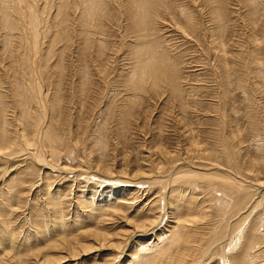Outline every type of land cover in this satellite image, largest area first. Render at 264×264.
Segmentation results:
<instances>
[{
  "label": "rangeland",
  "instance_id": "1",
  "mask_svg": "<svg viewBox=\"0 0 264 264\" xmlns=\"http://www.w3.org/2000/svg\"><path fill=\"white\" fill-rule=\"evenodd\" d=\"M24 1L19 5L16 0H0V127L14 137L13 143L0 151V264H18V260L38 264L36 260L43 256L60 257L61 252L51 251V247L75 238L90 246L87 255L74 257V261L63 259L59 264H104L121 253L119 264H131V253L160 245L159 240L173 225H167L170 221L188 218L190 213L197 216L203 207L209 211L204 218L210 220L202 222L197 217L200 221L193 228L197 230L196 240L199 235L207 239L206 228L220 220L209 207L208 186L213 178H182L175 186L178 190L169 197L173 187L170 180L182 171L234 178V164L228 163L222 152L224 142L247 178L243 196H247L248 207L243 215L254 218L255 206L264 210V200L260 201L264 195V0H147L139 6L148 19L143 27L134 21L127 0H99L97 8L102 11L93 16L95 23L87 28L81 22L83 0H32L38 11L32 1ZM31 5L42 22L38 42L30 36ZM213 6L221 11L224 24L212 11ZM180 13H187L188 20ZM5 19L12 28L7 37ZM139 46H144L145 57L149 52L152 56L149 48L154 49L155 58L165 60L173 69V77L168 74L157 80L158 72L150 77L145 71L143 76L141 62L135 59ZM31 85L36 88L38 101L23 97ZM22 111L35 124L46 113L41 133L23 132ZM45 130L59 141L45 138ZM40 152L44 155H38ZM156 181L161 182V188ZM194 181L196 186L191 184ZM192 200L195 206L191 209ZM110 209L119 213L114 215ZM234 218L228 220L230 225ZM143 221L158 224L149 230L151 234L139 233L145 244L130 247L135 239L132 227ZM253 226L254 219L246 230ZM97 229L106 233L111 243L120 242L119 248L89 252L92 245L97 247L96 240L84 233ZM260 231L264 232V227ZM231 232L230 226L223 243H231ZM252 237L248 233L242 245ZM258 244L252 249L256 262L264 256V238ZM233 248L232 253H226L231 264L240 257ZM39 252L41 257L35 258ZM215 262L222 264L216 259L210 263Z\"/></svg>",
  "mask_w": 264,
  "mask_h": 264
},
{
  "label": "bare ground",
  "instance_id": "2",
  "mask_svg": "<svg viewBox=\"0 0 264 264\" xmlns=\"http://www.w3.org/2000/svg\"><path fill=\"white\" fill-rule=\"evenodd\" d=\"M16 1H18V4L20 5V3L22 2H20V0H16ZM30 1H32V0H30ZM28 2L27 0L26 1H24L25 3L26 2H28V3H31V2ZM37 1V0H36ZM65 1V0H64ZM70 1V0H69ZM69 1H68V3H69ZM103 1V0H102ZM101 1V2H102ZM109 1V0H108ZM113 1V0H112ZM118 1V0H117ZM164 1V0H163ZM166 1V0H165ZM169 1V0H168ZM215 1V0H214ZM253 1V0H252ZM256 1V0H255ZM258 1V0H257ZM263 1V0H262ZM20 2V3H19ZM61 2V1H60ZM67 2V1H66ZM75 2V1H74ZM104 2V1H103ZM145 2H147V0H127V7H128V9H131L132 10V12H133V15L136 17V19L134 20V21H140V24L139 25H141L140 27H143V26H145V21L147 22V17H146V15L144 14V10L142 9V8H140L139 6H141V5H143ZM155 2H156V0H155ZM158 2V1H157ZM156 2V3H157ZM159 2H161V0L159 1ZM158 2V3H159ZM207 2V1H206ZM212 2V1H211ZM219 2V1H218ZM264 2V1H263ZM0 3H2V2H0ZM5 3V2H4ZM10 3H11V1H10ZM24 3V4H25ZM27 3V4H28ZM63 3V2H62ZM68 3H67V5H68ZM76 3V2H75ZM79 3V2H78ZM106 3V2H105ZM130 3V4H129ZM164 3V2H163ZM169 3V2H168ZM210 3V2H209ZM208 3V4H209ZM8 3H6V5H7ZM13 4V2L11 3V5ZM16 4V2H14V5ZM26 4V5H27ZM32 4L34 5V2L32 1ZM61 4V3H60ZM64 4V3H63ZM101 4V3H100ZM104 4V3H103ZM107 4H108V2H107ZM113 4V3H112ZM128 4H129V6H128ZM170 4V3H169ZM213 4V3H212ZM218 4V3H217ZM220 4H222V3H220ZM5 5V6H6ZM11 5H10V8L9 9H11L12 7H11ZM82 5H83V13H82V23L84 24V26L87 28V26L89 25V27H91L90 25L92 24V23H95V22H93L94 20H93V16L95 15V14H97V12L98 11H102V10H99V8H97V6L99 5V0H83V2H82ZM110 5V4H109ZM108 5V6H109ZM114 5V4H113ZM112 5V6H113ZM166 5V4H165ZM175 5V4H174ZM2 6V5H1ZM13 6V5H12ZM17 6L18 5H16V10H17ZM22 6V9H24L23 8V5H21ZM32 6V5H31ZM31 6H29L30 8H31V10L34 12V9H33V6L31 7ZM61 6H63V5H61ZM65 6H66V4H65ZM64 6V7H65ZM70 7L72 6V5H69ZM111 6V5H110ZM111 6V7H112ZM144 6V5H143ZM149 6V5H148ZM154 6H156V5H154ZM221 6V5H220ZM219 6V7H220ZM4 7V6H3ZM2 7V8H3ZM7 7H9V5L7 6ZM20 7V6H19ZM34 7H35V5H34ZM76 6H75V4H74V8H75ZM164 7V6H163ZM178 7V6H177ZM6 8V7H5ZM29 8V9H30ZM72 8V7H71ZM102 8V7H101ZM174 8V7H173ZM185 8V6L183 7V9ZM187 8V7H186ZM221 8V7H220ZM20 9H21V7H20ZM27 9H28V6H27ZM26 9V11L28 12V10ZM35 9H36V7H35ZM118 9V8H117ZM156 9V8H155ZM166 9H168V8H166ZM224 9V8H223ZM223 9H221L222 11H223ZM7 10V9H6ZM5 10V13H7V11ZM12 10V9H11ZM37 10V9H36ZM59 10H60V7H59ZM59 10H58V12H59ZM78 10V9H77ZM109 10V9H108ZM116 10V9H115ZM150 10V9H149ZM180 10H182L181 9V7H180ZM179 10V11H180ZM185 10V9H184ZM183 10V11H184ZM192 10V9H191ZM14 11V10H13ZM13 11H11V12H13ZM21 11V10H20ZM23 11H25V10H23ZM38 11V10H37ZM110 11V10H109ZM112 11V10H111ZM110 11V12H111ZM123 11V10H122ZM153 11H155V10H153ZM152 11V12H153ZM169 11V10H168ZM186 11H189V9L187 8V10ZM216 15H219L218 16V18L220 19V22L221 21H223L222 20V18L220 17L221 15H220V12H219V9H216L214 6H213V10H212ZM107 12V11H106ZM113 12V11H112ZM119 12H121L120 11V9H119ZM125 12V11H124ZM126 12H128V11H126ZM130 12V11H129ZM149 12V11H148ZM181 12V11H180ZM14 13V12H13ZM19 13V12H18ZM23 13V12H22ZM29 13V12H28ZM64 13V12H63ZM79 12L77 11V14H78ZM108 13V12H107ZM116 13V12H115ZM166 13V12H165ZM164 13V14H165ZM188 13V12H187ZM187 13L186 14H182V13H180L181 15V17H183L184 19H187L188 20V17H187ZM197 13V12H196ZM2 14V13H1ZM8 14V13H7ZM7 14H5V15H7ZM16 14V13H15ZM20 14V13H19ZM27 14V13H26ZM32 14V12L30 13V15ZM43 14V13H42ZM60 14H61V16H63L62 15V12H61V10H60ZM67 14V13H66ZM68 14H70L69 12H68ZM67 14V15H68ZM111 14V13H110ZM117 14V13H116ZM151 14V13H150ZM157 14L159 15L160 13H158L157 12ZM169 14V13H168ZM168 14H167V16H168ZM17 15V14H16ZM21 15V14H20ZM29 15V14H28ZM65 15V14H64ZM118 15V14H117ZM120 15V14H119ZM122 15V14H121ZM126 15H128V14H126ZM157 15V16H158ZM171 15V14H170ZM194 15V14H193ZM225 15V14H224ZM224 15H222L223 17H224V20H225V16ZM39 16V15H38ZM38 16H37V13L36 12H34L33 13V15H32V18H31V24H32V26L30 25V31H31V33H32V35H30V36H32L33 38L35 37V40L37 41V39H38V35L40 34L39 33V26H40V24H42V22H41V20L38 18ZM115 16V15H114ZM164 16V15H163ZM174 16V15H173ZM179 16V17H180ZM214 16V15H213ZM9 17V16H8ZM95 17V16H94ZM113 17V16H112ZM150 17V16H149ZM180 17V18H181ZM197 17V16H196ZM24 18H25V16H24ZM117 18V17H116ZM130 18V17H129ZM151 18V17H150ZM157 18V17H156ZM175 18V17H174ZM182 18V19H183ZM194 18V17H193ZM9 19V18H8ZM7 19V20H8ZM27 19H29L30 20V18H28V16H27V18H26V21H28V23H29V20H27ZM102 19V18H101ZM147 19V20H146ZM154 19V18H153ZM183 19V20H184ZM192 19V18H191ZM190 18H189V20H191ZM195 19V18H194ZM197 19H198V17H197ZM200 19V18H199ZM11 20V22L14 20H12V19H10ZM9 20V21H10ZM16 20V19H15ZM44 20V19H43ZM105 20V19H104ZM152 19H150V21H151ZM161 20V19H160ZM196 20V19H195ZM21 21V20H20ZM20 21L18 22V23H20ZM24 21H25V19H24ZM65 21V20H64ZM89 21V22H88ZM102 21V20H101ZM108 21V20H107ZM192 21H194V20H192ZM192 21H190V24L192 23ZM198 21V20H197ZM200 21V20H199ZM153 22V21H152ZM2 23V22H1ZM0 23V24H1ZM25 23V22H24ZM60 23V22H59ZM66 23V22H65ZM102 23V22H101ZM151 23V22H150ZM189 23V22H188ZM221 23H223V22H221ZM224 23H225V21H224ZM223 23V24H224ZM4 24H5V26L3 27V29H4V31H5V36L7 37V34H9L11 31H10V29L12 30V28L11 27H8L7 26V21H6V19L4 20ZM8 24H9V22H8ZM105 24V23H104ZM106 24H107V22H106ZM137 24V23H136ZM153 24V23H152ZM2 25V24H1ZM12 25V24H11ZM138 25V24H137ZM149 25V24H148ZM154 25H155V23H154ZM153 25V26H154ZM157 25V24H156ZM196 25H197V23H196ZM199 25V24H198ZM19 26V25H18ZM27 27L29 26V25H26ZM60 26V25H59ZM96 26H97V24H96ZM105 26V25H104ZM84 27V28H85ZM101 27V26H100ZM148 27V26H147ZM192 27V26H191ZM18 28V27H17ZM21 28V27H20ZM29 28V27H28ZM94 28V27H93ZM97 28V27H96ZM106 28V27H105ZM104 28V29H105ZM137 28V27H136ZM149 28V27H148ZM153 28V27H152ZM188 28V27H187ZM195 28V27H194ZM194 28H192V29H194ZM1 29V28H0ZM2 29V30H3ZM22 29V28H21ZM100 29V28H99ZM103 29V28H102ZM151 29V28H150ZM156 29V28H155ZM16 30V29H15ZM93 30V29H92ZM97 30H98V28H97ZM93 31H95V30H93ZM131 31V30H130ZM192 31V30H191ZM199 31V30H198ZM22 32V31H21ZM99 33H100V31H98ZM133 32V31H132ZM146 32H148V30L146 31ZM145 32V33H146ZM197 32V31H196ZM14 33H16V32H14ZM24 33V32H23ZM27 34H28V32H26ZM86 33V31H84V33L82 32V34L84 35V39H87V37H88V35H86L85 34ZM156 33V32H155ZM17 34V33H16ZM25 34V33H24ZM93 34V33H92ZM94 34H96V32L94 33ZM100 34H102V33H100ZM135 34V33H134ZM142 34H143V32H142ZM151 34V32L149 33V36H151L150 35ZM10 35V34H9ZM13 35V34H12ZM147 35H148V33H147ZM153 35V34H152ZM24 36V35H23ZM26 36V35H25ZM92 36V35H91ZM94 36V35H93ZM21 37V36H20ZM19 37V38H20ZM29 37V36H28ZM40 37V36H39ZM138 37V36H137ZM152 37V36H151ZM9 38V37H8ZM22 38V37H21ZM33 38H32V40H33ZM148 38V37H147ZM22 39H24V38H22ZM90 39H91V37H90ZM155 39V38H154ZM89 40V39H88ZM142 40V39H141ZM149 40H150V38H149ZM7 41V40H6ZM145 41V40H144ZM144 41H141V42H144ZM23 42V41H22ZM38 42V41H37ZM148 42V41H147ZM11 43V42H10ZM36 43V42H35ZM88 43H91V42H88ZM92 43H93V41H92ZM145 43H146V41H145ZM26 44V43H25ZM99 44V43H98ZM140 44H142V43H140ZM11 45V44H10ZM9 45V46H10ZM37 45V44H36ZM144 45V44H143ZM88 46V45H87ZM27 47V46H26ZM36 47H38V46H36ZM98 47V46H97ZM11 48V47H10ZM32 48V50L33 49H35V47L33 48V47H31ZM102 48V47H101ZM156 48H157V44H156ZM28 49H29V47H28ZM27 49V50H28ZM139 49L140 50H138L137 51V53H138V55H135V59H136V61H140L141 62V66H139V68L141 69V74L143 73V76H144V74L146 75V73H147V75L146 76H149L150 75V77H151V75H153V74H156V72H158V79L157 80H159V76H161V77H168V74H170L169 75V77L170 76H172L171 75V73L173 72V69L171 68H168L167 67V62L165 61V60H163V59H160V58H155V57H157V55H156V53L154 52L155 50L154 49H150L149 48V50L151 51V53H152V56H150V52H149V55L148 56H143V54H146V50H145V48H144V46L142 47V46H139ZM4 50H6V49H4ZM148 50V49H147ZM154 50V51H153ZM8 52V51H7ZM34 52H35V50H34ZM28 53V52H27ZM33 53V52H32ZM37 53V52H36ZM36 53H35V55H36ZM161 53H163V52H161ZM31 54V53H30ZM26 55V54H25ZM23 57V56H22ZM26 58V57H25ZM25 58H24V60H25ZM22 59V58H21ZM30 59V58H29ZM36 59V58H35ZM15 60V59H14ZM32 60H34V58L32 59ZM29 61V60H28ZM27 61V62H28ZM34 63V62H33ZM149 63V64H148ZM137 65V64H136ZM170 66V65H169ZM137 67V66H136ZM172 67H174V66H172ZM139 68H137V69H139ZM133 71V70H132ZM134 71H136L135 69H134ZM139 71V70H138ZM144 71L146 72V73H144ZM135 73H137V72H135ZM140 73H139V76L141 75ZM174 74V73H173ZM136 76H137V74H135ZM133 76H134V72H133ZM174 76H175V74H174ZM160 77V78H161ZM173 77V76H172ZM177 77V76H176ZM175 77V78H176ZM141 78V77H140ZM155 78H156V76H155ZM139 79V78H138ZM143 79V77L141 78V80ZM154 78H152V80H153ZM163 79V78H162ZM165 79H167V78H165ZM148 80V79H147ZM151 80V79H150ZM156 80V81H157ZM177 80V79H176ZM136 81V80H135ZM166 81V80H165ZM172 81H174L175 82V80H172ZM178 81V80H177ZM142 82H144V81H142ZM148 82V81H147ZM152 82V81H151ZM150 82V83H151ZM154 82V81H153ZM158 82V81H157ZM162 82V81H161ZM160 82V83H161ZM167 83H166V85L168 84V80L166 81ZM136 83V82H135ZM155 83V82H154ZM153 83V84H154ZM175 83H177V82H175ZM162 84H164V83H162ZM170 84V83H169ZM137 85H138V83H137ZM141 85H142V83H141ZM147 85V84H146ZM148 85H149V83H148ZM179 85V84H178ZM144 86V85H143ZM151 86H152V84H151ZM175 86V85H174ZM139 87V86H138ZM145 87V86H144ZM153 87H157V83H155L154 84V86ZM162 87V86H161ZM170 87V86H169ZM176 87H177V85H176ZM136 88H137V86H136ZM140 88V87H139ZM172 88V87H171ZM171 88H170V91H171V93H172V90H171ZM179 88V87H178ZM36 88L34 87V85H31L30 87H28V89H27V91L28 92H24V93H26V94H28L27 96H23V97H26L28 100L29 99H33V101L35 100V101H38L39 100V95H38V93L36 92V90H35ZM141 89V88H140ZM154 89V88H153ZM158 89V88H157ZM160 89V88H159ZM169 89V88H168ZM180 89V88H179ZM138 90V89H137ZM142 91V90H141ZM141 91H139V92H141ZM176 91H178V90H176ZM181 91V90H180ZM174 92H175V89H174ZM25 94V95H26ZM179 94V93H178ZM140 96V95H139ZM177 96V95H176ZM179 96V95H178ZM22 97V96H21ZM137 97H138V95H137ZM31 99V100H32ZM0 100H1V98H0ZM1 103V102H0ZM44 111H46V110H44ZM45 114L46 113H43L42 114V118H41V120H40V123L39 124H35V123H33L31 120H30V117L26 114V112L25 111H22V115H21V120L20 121H22L23 122V125H25L24 127H22L23 128V132L26 134V135H33V134H35V132H37V133H41V130L43 131V121H44V116H45ZM45 119H46V116H45ZM123 124V123H122ZM0 129H1V127H0ZM46 129V128H45ZM50 129V128H49ZM46 131V130H45ZM48 131V130H47ZM46 131V133H45V138H49V139H57L55 136H54V138H53V135H51L52 133L51 132H53L52 131V129H51V134H49L48 132ZM55 132H53V134H54ZM11 135V134H10ZM9 135V132L7 131V130H5L4 128H2L1 129V131H0V146H1V148H0V151L2 150V149H6V148H8L9 146H10V144L11 143H13V138L11 137ZM37 134H35V136H36ZM55 135H56V133H55ZM17 137V136H16ZM15 137V138H16ZM43 138V137H42ZM15 140V139H14ZM40 140V139H39ZM39 140L37 141V143L39 142ZM58 140V139H57ZM52 141V140H51ZM59 141V140H58ZM57 141V142H58ZM16 142H17V140H16ZM55 142V141H54ZM53 142V143H54ZM103 142V141H102ZM40 143H42L43 144V142H41L40 141ZM45 143V142H44ZM47 143V142H46ZM56 143V142H55ZM55 143H54V145H55ZM100 143V142H99ZM31 144V143H30ZM51 144V143H50ZM61 144V143H60ZM221 144V143H220ZM14 145V144H13ZM16 145V144H15ZM28 145H29V143H28ZM27 145V146H28ZM32 145V144H31ZM35 145H37V144H35ZM49 145V144H48ZM53 145V144H52ZM54 145H53V148H54ZM59 145V144H58ZM222 145V144H221ZM16 146H18V145H16ZM50 146V145H49ZM12 147V146H11ZM38 147H40V145H39V143H38ZM43 147V146H42ZM44 148V147H43ZM50 148V147H49ZM52 148V147H51ZM98 148V147H97ZM222 148H223V155H224V157L228 160L227 162L228 163H233L234 165H233V168L232 169H234L235 170V177L233 178L232 177V179L230 178H228V177H226L227 176V174H226V176H220L219 174H213V175H211V174H195V173H193V172H191V173H189L188 171L187 172H183L182 171V173L180 172L179 174L177 173L175 176H173L172 178H171V180H170V182L172 183V185H173V187L171 188L172 189V191H171V195H169V197L170 196H172V195H174L173 193L176 191V190H178V187L176 188V190H175V186H176V184L182 179V178H190V179H195L196 178V181H197V179H200L199 177H202V175L206 178V176L208 177L207 179H205V178H203L202 177V179L203 180H208L209 179V181H210V177L211 178H213V180H211L210 182H209V186H208V184H207V186H208V188H209V195L208 196H210V200H209V204H210V210L213 208V209H215L214 211H216L217 212V215L220 217V220H219V218H217L218 219V222H216L215 220H214V224L210 227V226H208V225H206L205 227H210V228H206V230H208L209 231V237L207 238V239H205V237H202L201 238V235H199L200 236V239H198V240H196V231L194 230V228L193 227H196V225L198 226V222L200 221V220H198V218H201V220H202V222H203V220L205 219L204 217H206V214H207V209H205L204 207L202 208V210H200V213L197 215V216H194V215H196L197 213H190V214H188L189 215V217L188 218H181V219H175V220H173V221H170L169 222V224H167L168 226L170 225V224H173V225H170L169 226V228H170V230H169V233H168V231L166 232L165 230V232L166 233H168V235L166 236V237H164L163 239H160L159 240V244L160 245H158V246H156V247H154V248H152L151 246H149V247H151V249L149 248L147 251H145L144 252V250L143 251H141V252H137V253H131L130 254V257L132 258V262H131V264H217V262H215V263H210L211 261H214L215 259L218 261V262H222V264H231L230 263V259L231 258H228L227 256H226V253H229V252H233V247H235L237 250H238V253H239V255H240V257H238V255L236 256V257H238L237 258V260H236V263L235 264H264V260H263V257H260V262H256L257 260H256V258H255V256H254V253L252 252V249L253 248H256L257 246H259V244L258 243H260V241L262 240V238H264V232L263 231H260L259 232V229H261V228H263L264 227V210H261V209H259V206H255L254 207V212H256L257 214L255 215V217L253 218V216L252 217H250V215H248V216H245V215H243V214H245V210L247 209V204H246V202H245V200H246V197L247 196H243V192L245 191V187L246 186H244V185H246V179L247 178H245V176H243L242 175V173H241V171H240V167H239V165L237 164V160L236 159H233V157H234V153H233V151L229 148V145L226 143V142H224L223 143V145H222ZM39 149V148H38ZM41 149V148H40ZM59 150H60V148H58ZM56 150V149H55ZM72 150V149H71ZM8 151H9V149H8ZM57 151V150H56ZM55 151V152H56ZM9 152H11V150L9 151ZM53 152V151H52ZM54 152V153H55ZM38 153V152H37ZM38 155H41V156H43L44 154H42V152H40V154H38ZM54 156V155H53ZM70 156V155H69ZM40 157V156H39ZM44 158V157H43ZM39 160V159H38ZM40 160H41V158H40ZM43 161V160H42ZM206 169V168H205ZM98 171V170H97ZM199 173V172H198ZM29 173H27V175H28ZM108 174V173H107ZM27 175L25 176V178L27 177ZM106 175V174H105ZM111 175V174H110ZM201 175V176H200ZM46 177V176H45ZM244 177V178H243ZM88 178V177H87ZM101 178V177H100ZM109 178V177H108ZM215 178V179H214ZM89 179H91V178H89ZM138 179V178H137ZM170 179V178H169ZM238 179V180H237ZM106 180V179H105ZM112 180V179H111ZM168 180V179H167ZM187 180H189V179H187ZM201 180V179H200ZM221 180H223V181H221ZM108 181V180H107ZM158 181V180H157ZM156 181V183L158 184L157 185V187H159L160 185H161V182H159L160 183V185H159V183ZM169 181V180H168ZM186 181V180H185ZM218 181V182H217ZM92 182V181H91ZM104 182V181H103ZM111 182V181H110ZM113 182H116L115 180L113 181ZM119 182H120V180H119ZM125 182V181H124ZM147 182V181H146ZM162 182H164V184L167 182L166 180H164V181H162ZM195 182V181H194ZM191 182V184H193V185H197V183L195 182ZM128 183V182H127ZM134 183V182H133ZM140 183V182H139ZM138 183V184H139ZM149 183V182H148ZM154 184H155V182H153ZM183 183H186V182H183ZM190 183V182H189ZM15 184H17V183H15ZM19 184V183H18ZM22 184V183H21ZM20 184V185H21ZM111 184V183H110ZM116 184V183H115ZM121 184V183H120ZM126 184V183H125ZM130 184V183H129ZM129 184H127V185H129ZM137 184V183H136ZM142 185H143V183H141ZM141 184H140V186H141ZM144 184H147V183H144ZM182 184V183H181ZM188 184V183H187ZM131 185V184H130ZM134 185V184H133ZM148 185H150V184H148ZM147 185V186H148ZM151 185H152V183H151ZM168 185V184H167ZM189 185V184H188ZM192 185V186H193ZM261 185V184H260ZM33 187H34V185H32ZM132 186V185H131ZM140 186H138V188L140 187ZM144 186V185H143ZM146 186V188H148ZM154 186L155 185H153V188H154ZM121 187V186H120ZM130 187V186H129ZM133 187V186H132ZM142 187V186H141ZM180 187V186H179ZM189 187V186H188ZM260 187V186H259ZM106 188V187H105ZM108 188V187H107ZM118 188V187H117ZM151 188V187H150ZM152 188V189H153ZM160 188H161V186H160ZM191 188V187H190ZM193 188V187H192ZM264 188V187H263ZM109 189H111L110 191H112V188H109ZM114 189V188H113ZM140 189V188H139ZM152 189H149V190H152ZM155 189V188H154ZM162 189H163V187H162ZM165 189V188H164ZM163 189V190H164ZM170 189V188H169ZM52 190V189H51ZM141 190V189H140ZM103 191V190H102ZM113 191H115V190H113ZM127 191V190H126ZM153 191V190H152ZM162 191V190H161ZM51 192V191H50ZM206 192V191H205ZM105 193V191L103 192V194ZM128 193V192H127ZM139 193H140V191H139ZM176 193H178V191L176 192ZM175 193V194H176ZM109 194V193H108ZM126 194V193H125ZM130 194V193H129ZM133 194H134V192H133ZM133 194L131 195V197L133 196ZM163 194H165V193H163ZM167 194V193H166ZM168 194H170V192L168 193ZM178 194H180V193H178ZM98 196V195H97ZM124 196V195H123ZM161 196V195H160ZM163 196V195H162ZM161 196V197H162ZM176 196V195H175ZM182 196H185V195H182ZM111 197V196H110ZM127 197V196H126ZM123 198V197H122ZM139 198V197H138ZM181 197H178L177 199L178 200H180V202H181V199H180ZM185 198V197H184ZM193 198H194V196H193ZM129 199H130V196H129ZM162 199V198H161ZM176 199V198H175ZM91 200V199H90ZM125 200V199H124ZM123 200V201H124ZM137 200V199H136ZM160 200V199H159ZM178 200H175V201H178ZM264 200V195L261 197V200L260 201H263ZM92 201V200H91ZM133 201H135L134 199H133ZM158 201V200H157ZM163 201V200H162ZM62 202V201H61ZM64 202V201H63ZM95 202V201H94ZM120 202V201H119ZM167 202V201H166ZM186 202V201H185ZM190 202V205H189V207H191V209H192V205H194V200H192V201H189ZM207 202V201H206ZM59 203V202H58ZM117 203V202H116ZM179 203V202H178ZM57 204V203H56ZM64 204V203H63ZM94 204V203H93ZM123 204V203H122ZM181 204V203H180ZM209 204H207V205H209ZM119 206H120V204H118ZM169 205V204H168ZM167 205V206H168ZM188 205V204H187ZM206 205V204H205ZM205 205H202V206H205ZM113 206V205H112ZM115 206H117V204L115 205ZM123 206H124V204H123ZM122 206V207H123ZM166 206V205H165ZM164 206V207H165ZM195 206V205H194ZM196 206H197V204H196ZM186 207V205L184 206V208ZM189 207H187L188 209H189ZM207 207V206H206ZM57 208V207H56ZM60 208H61V206H60ZM113 208V207H112ZM117 208H118V206H117ZM152 208V207H151ZM163 208V207H162ZM167 208V207H166ZM199 208V207H198ZM116 209V208H115ZM121 209H123V208H121ZM130 209V208H129ZM128 209V210H129ZM171 209V208H170ZM181 209H183V208H181ZM193 209H194V207H193ZM212 209V210H213ZM152 210H153V208H152ZM151 210V211H152ZM161 211V214L163 215V214H165L163 211H162V209H160ZM199 210V209H198ZM211 210V211H212ZM102 211H104V210H102ZM105 211H107V210H105ZM104 211V214L105 213H107V212H105ZM108 211H112L113 213H114V215H117L119 212H114L113 210H108ZM180 211V210H179ZM243 211V212H242ZM111 212V213H112ZM159 212V213H160ZM163 212V213H162ZM186 212V211H185ZM193 212H194V210H193ZM209 212V211H208ZM180 213H181V211H180ZM183 213V212H182ZM216 214V213H215ZM107 215V214H106ZM109 215V214H108ZM113 215V216H114ZM155 215V214H154ZM160 215V214H159ZM181 215V214H180ZM110 216H112V215H110ZM210 216V215H209ZM238 216V217H237ZM55 217V216H54ZM163 217H164V215H163ZM181 217V216H180ZM184 217V216H183ZM198 217V218H197ZM234 217H236V221H234V223L233 224H231L230 225V223L228 222V220H232V218L235 220V218ZM56 218V217H55ZM160 218H161V216H160ZM159 218V219H160ZM211 218V217H210ZM150 219V218H149ZM148 219V220H149ZM158 219V220H159ZM166 219V218H165ZM174 219V218H173ZM252 219H254V221L256 222V227L255 226H253L252 228H248L247 230H246V225H248V223H249V221H251ZM156 220H157V218H156ZM208 220H210L209 218L206 220H204V221H208ZM213 221V220H212ZM232 222V221H231ZM161 223V222H160ZM159 223V224H160ZM165 223H168V222H165ZM135 224V223H134ZM157 222H154V221H143V222H141V223H137L136 224V226H134V227H132L133 229H132V233H134L133 235H134V237L133 238H135V239H133L132 237V242H131V246L130 247H132L133 246V244L134 245H141V244H143L144 242H143V240L141 239V238H138V237H140V236H138L139 235V233H147V231H149L151 228H155L156 226H157ZM200 224H203V223H200ZM207 224V223H206ZM132 225V224H131ZM159 226V225H158ZM201 227H203L204 225H200ZM199 226V227H200ZM231 226V229H232V232H231V243H223L224 242V238L226 237V233H227V230H228V228ZM165 227H166V225H165ZM205 227H203L204 229H205ZM98 228V227H97ZM258 230H257V229ZM202 228H200V231H203V230H201ZM156 230V229H155ZM151 231V230H150ZM150 231H149V233H150ZM153 231H154V229H153ZM152 232V231H151ZM148 233V234H149ZM204 233V232H203ZM248 233H252L253 234V237L250 239V242L247 244L246 243V245H242V242H245V236L246 235H248ZM84 234H87L88 236H89V238H93V239H95L96 241H95V243L97 244V247L95 248L93 245H92V249L89 251V252H92L94 249H98V248H100L99 250H104V249H110V248H112L113 249V247H115V246H117L118 248H119V244H121L120 242H119V244H117V243H111L112 241H108V239L106 238V233H104L103 231H98V229H97V231H93V230H91V231H88V232H86V233H84ZM83 234V235H84ZM151 234V233H150ZM152 234H154V233H152ZM163 234V233H162ZM257 234V235H256ZM158 235V234H157ZM203 235H206L205 233L203 234ZM85 236V235H84ZM83 236V237H84ZM163 236V235H162ZM83 237L81 238V239H83ZM67 238V237H66ZM153 238V237H152ZM157 238H158V236H157ZM160 238V237H159ZM254 238V239H253ZM68 239V238H67ZM155 239H156V237H155ZM226 239V238H225ZM118 240V239H117ZM116 240V241H117ZM13 241V240H12ZM121 241V240H120ZM93 242H94V240H93ZM51 243H53V242H51ZM152 243V242H151ZM155 243V242H154ZM54 244V243H53ZM145 244V243H144ZM255 244V246L253 247V245ZM50 245H52V244H50ZM148 246H147V248H148ZM49 247V246H48ZM141 247V246H140ZM146 247V246H145ZM88 248H90V246H88L87 244H85L82 240H76V238L74 239V241L73 242H69L68 240H63L60 244H57V245H54L53 247H51V251H58V252H61V254H62V256H63V254H65L63 257L62 256H60V257H54V256H48V257H45V256H43L41 259H38V260H36L37 261V263L38 264H59V263H61V262H63L64 260L63 259H66V260H68V258L69 259H73L74 257L76 258V257H78L77 259H79V257L81 258L82 256H84V255H87L86 253H87V251H88ZM122 248V247H121ZM230 249V250H228V249ZM48 250V249H47ZM98 250V251H99ZM117 250V249H116ZM121 250V249H120ZM139 250V249H138ZM228 252H227V251ZM50 251V250H49ZM136 251V250H135ZM40 253L41 252H39V253H36L35 254V258H37V257H39L40 256ZM263 254H264V251H263ZM114 255V254H113ZM121 255H122V253H121ZM121 255H118V256H115V257H113V259H111V260H109V261H107L106 263H104V264H114L113 262L114 261H116L115 262V264H119V259H120V257H121ZM41 257V256H40ZM129 257V256H128ZM44 258V259H43ZM130 258V259H131ZM76 259V260H77ZM75 259H73V261H74ZM254 261H255V263H254ZM18 264H25L24 262H23V260L21 261V260H18V262H17ZM26 264H27V262H26Z\"/></svg>",
  "mask_w": 264,
  "mask_h": 264
}]
</instances>
